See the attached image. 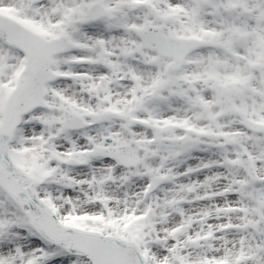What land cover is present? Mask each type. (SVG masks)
<instances>
[{"label": "snow or ice", "instance_id": "6c2138e0", "mask_svg": "<svg viewBox=\"0 0 264 264\" xmlns=\"http://www.w3.org/2000/svg\"><path fill=\"white\" fill-rule=\"evenodd\" d=\"M0 264H264V0H0Z\"/></svg>", "mask_w": 264, "mask_h": 264}]
</instances>
